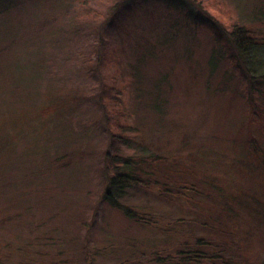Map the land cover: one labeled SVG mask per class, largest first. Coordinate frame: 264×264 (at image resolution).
Returning <instances> with one entry per match:
<instances>
[{
	"label": "trees",
	"instance_id": "trees-1",
	"mask_svg": "<svg viewBox=\"0 0 264 264\" xmlns=\"http://www.w3.org/2000/svg\"><path fill=\"white\" fill-rule=\"evenodd\" d=\"M169 1L177 9L187 7L188 18L210 28L225 47L220 56L230 58L244 80L233 88L234 96L243 101L238 103L242 113L235 116L234 97L229 106L234 112L222 110L224 124L241 122L247 130L245 136L239 130L236 154H228L221 144H207L208 137L196 133L205 120L199 115L196 121L188 118L174 100L175 74L159 69L161 49L155 47L154 52L142 46L126 71L121 66L124 50L119 43L112 45L107 34H100L103 29L126 30L142 0H79L89 31L81 30L82 21L77 18L65 24L75 46L62 47L55 44V36L48 40L41 32L22 36L24 26L12 25V46L20 55L15 64L6 60L0 66V264H96L107 250V245L99 248L103 251L95 250L93 236L88 234L95 220L92 209L98 205H92L95 193L87 188L91 180L85 158L90 153L81 141L95 119H83L81 112L92 98L101 105L113 141L125 142L133 134L143 140L147 133H159V138L167 134L169 144L177 136L182 142L175 149L200 141L196 148L191 144L187 149L189 161L198 165L188 172H198V180L176 178L185 157L169 152L175 151L176 141L165 155L105 151L107 180L99 203L104 201L134 224L162 234L151 250L145 251L149 240L123 254L116 264H255L250 236L253 228L264 224V70L252 65L251 59L264 55V31L257 32L244 22L218 25L206 14L209 0H190L193 6L189 7L184 0ZM105 5L107 11L101 9ZM7 9L11 19L6 21L24 18L23 11ZM29 24L38 27L35 22ZM66 50V55L58 54ZM215 57L219 56L213 53L209 60L212 82L221 73ZM60 64L72 65L77 74L91 78L96 83L93 92L82 84H65L68 79ZM99 65L101 71H97ZM224 79L228 80L226 74L222 84H208L213 95L226 90ZM76 145L80 147L75 149ZM135 187L184 199L201 214L167 220L159 212L124 203L116 196ZM75 225L81 230L77 237L70 234Z\"/></svg>",
	"mask_w": 264,
	"mask_h": 264
},
{
	"label": "rangeland",
	"instance_id": "rangeland-1",
	"mask_svg": "<svg viewBox=\"0 0 264 264\" xmlns=\"http://www.w3.org/2000/svg\"><path fill=\"white\" fill-rule=\"evenodd\" d=\"M116 1L114 0V3ZM184 2L187 3L188 7L189 5L193 6L189 3L190 0H184ZM208 2L209 5L204 6L207 10L206 14L216 21L218 25L226 26L231 22H244L251 25L257 32L264 31V0H209ZM9 7H15V9H12L13 13L23 11V17L29 21L24 18L11 22L6 21L11 19L8 15L7 8ZM138 8L139 10L133 16L135 20L128 22L126 30L114 32V30L106 31L103 29L100 32L103 35L107 34L106 38L112 45L119 43L124 50L121 66L124 70L130 71V63L136 61V57L133 56H137L136 54L139 53V49L143 50L142 46L148 49L151 48L154 52L155 47L161 49L162 53L158 55L162 59L158 64L159 69L163 70V73L166 71L171 72L172 70L177 77L175 78L173 75L172 78V83L177 89L174 100L183 108L184 114L188 118L196 121L197 115H199L202 117L201 119L205 120L204 127L197 130L196 133L200 137H208L207 144L212 146L221 144V149L228 152V154L231 155V152L235 153V150H238L239 147L237 143L241 141L238 135L239 130L242 136L247 134V130L241 122L233 124L227 121L224 124L222 110H230L231 97H234L236 99L233 101L235 116L242 113L239 110L240 105L238 103L241 104L243 101L241 98L234 96L233 88H235L234 85L236 84L238 86L242 85L244 80L239 70L236 69V66L232 65L230 58L220 56V52L222 54L224 50L222 48L225 47L210 32V28L207 25L196 23L186 16L185 9L187 7L185 9H177L169 0H142ZM101 9L107 11V6L105 5ZM0 13V66H4L6 60L15 64L20 55V53H15V48L12 46L15 39L12 25L22 28L24 26L20 34L22 36H30L32 32H41L42 35L45 34L48 40L55 39L56 37L55 44H60L62 47L75 46L77 43L73 41V33L65 28V24L74 23V20L79 19L82 21L80 23L81 30H84V32L89 31L88 21L85 17L86 15L80 9L79 0H75L72 5L70 0H0ZM30 21L35 22L38 27L35 29L31 28ZM26 24L28 25V31L25 27ZM60 26L61 29L57 30ZM51 31H53V34L49 33ZM99 36L100 38L102 37V35ZM87 41L89 40L86 39V41L82 42L85 44ZM48 44V52H51L53 44L51 42ZM53 53L55 55L57 52ZM60 53L64 56L67 54V50L64 52L60 51L58 54L60 55ZM213 53L220 57H215V60H218L217 67L218 70H221V73L212 82L209 77L211 69L209 60L212 58ZM57 62L59 61L57 60ZM251 64H255L259 69L264 70V55L251 59ZM60 65L63 66L60 68L61 73L68 79V81L65 80V84H68L67 82H71L75 86L82 84L85 90L93 92L92 86L96 83L91 78H85L81 73L77 74L72 65ZM101 70L102 66L99 65L97 71ZM224 74L228 78V80L224 79V81H227L226 90L213 95L214 89H210L208 84L214 87L215 84L220 83L221 79L224 78ZM84 104L81 112L84 115L83 119H88L89 121L90 119H95L93 128L84 135L85 137L81 141V145L83 144L90 153L85 158V162L89 167L87 177L91 180L87 188L90 191L94 190L95 193L92 197V205L94 207L98 205L97 209H92L95 220L92 223V233L88 232V234L93 236L91 238L93 242L92 247L95 250L103 251L99 250V248L103 247V245L108 246L104 253H100L96 264H116L123 254L135 249L137 250L134 247L141 246L142 243L144 246V242H148L149 240H152V242H149L148 248L145 247V251L151 250L154 248L153 246L159 244L155 240L156 238L159 239L162 234L134 224L131 220L124 217L117 208L111 207L104 201L99 203L101 199L100 194L107 180L104 166L105 151L110 150L112 153L121 155H155V153L165 155L168 154L167 147L169 148L179 143L173 147L175 149L182 141L175 136V139L171 138V143L169 144L166 142V139H168L167 134L159 138V133H147L146 138L143 140L132 133L133 138L129 137V140L125 142L113 141L111 134L105 126L106 124H104L101 105L93 98ZM27 109L31 110L32 107L28 106ZM41 110L42 108L38 109V111ZM230 111L234 112V110ZM184 119L188 120L186 117ZM76 128L80 129V127ZM232 138L237 140V142L230 149V144L233 141ZM139 141H142V143ZM175 141L176 143L173 144ZM199 142L196 139V141H191L186 149L179 147L175 151H169L171 154H179L181 158L185 155L184 166L178 171L176 178L180 179L182 176L198 180V172L193 174L188 172L190 168L197 169L198 165L196 166L195 163L189 161L190 155L187 149H191V144L194 145L192 148H196ZM161 145L162 147H160ZM79 147V145H76L75 149ZM160 163L164 165L162 162ZM116 196L124 203L127 202L141 209L159 212L167 220L179 217L199 216L201 214L195 213L190 204L185 203L184 199L183 201L175 199L173 195L165 197L158 190L135 187L129 188L120 194L116 193ZM77 227L75 225L73 232L71 230L72 227L70 228V234L74 237H77L76 235L81 231ZM252 231L250 240L252 242L251 252H253L254 263L264 264V224L253 228ZM83 233H86V229L83 230Z\"/></svg>",
	"mask_w": 264,
	"mask_h": 264
}]
</instances>
